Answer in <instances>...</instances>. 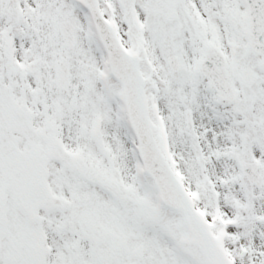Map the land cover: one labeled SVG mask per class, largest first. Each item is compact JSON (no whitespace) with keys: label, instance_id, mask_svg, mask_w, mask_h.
Returning <instances> with one entry per match:
<instances>
[{"label":"snow or ice","instance_id":"obj_1","mask_svg":"<svg viewBox=\"0 0 264 264\" xmlns=\"http://www.w3.org/2000/svg\"><path fill=\"white\" fill-rule=\"evenodd\" d=\"M0 264H264V0H0Z\"/></svg>","mask_w":264,"mask_h":264}]
</instances>
